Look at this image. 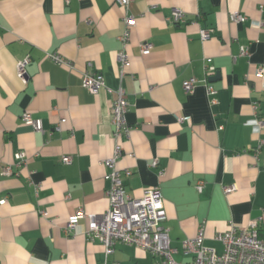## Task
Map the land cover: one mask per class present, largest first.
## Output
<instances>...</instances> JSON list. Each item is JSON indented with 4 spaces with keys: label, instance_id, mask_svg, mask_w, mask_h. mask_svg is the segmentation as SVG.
Listing matches in <instances>:
<instances>
[{
    "label": "crops",
    "instance_id": "crops-1",
    "mask_svg": "<svg viewBox=\"0 0 264 264\" xmlns=\"http://www.w3.org/2000/svg\"><path fill=\"white\" fill-rule=\"evenodd\" d=\"M173 9L184 11L187 22L168 21ZM232 12L246 21L231 22ZM128 13L135 25L124 45L123 8L116 0H0V264L103 262V245L84 235L88 218L65 230L79 208L97 215L108 208L101 162L114 147L115 94H91L83 87L80 73L88 62L108 88L124 90L130 130L117 168L131 171L122 178L132 197L159 187L176 261H191L182 242L199 228L204 244L221 253L215 234L230 223L264 224V128L258 132L247 124L264 120V73H256L264 65V0H131ZM200 29H211L212 37L201 40ZM142 42L151 44L145 54ZM241 46L249 56H239ZM121 50L128 61L119 77ZM26 56L21 79L17 62ZM206 58L215 68L208 76L214 103L203 82ZM190 78L198 82L187 93L183 82ZM23 112L41 119L43 130L21 122ZM61 118L67 122L57 131ZM18 152L25 163L15 159ZM63 155L71 163L63 164ZM6 167L11 175L1 174ZM223 186L235 189L225 193ZM159 261L119 242L109 256L110 264Z\"/></svg>",
    "mask_w": 264,
    "mask_h": 264
},
{
    "label": "built area",
    "instance_id": "built-area-1",
    "mask_svg": "<svg viewBox=\"0 0 264 264\" xmlns=\"http://www.w3.org/2000/svg\"><path fill=\"white\" fill-rule=\"evenodd\" d=\"M117 4L123 8L122 19L125 24L124 33L119 39L125 45L128 38V28L135 25V19L128 13V6L131 0H116ZM246 16L240 12L229 14V20L234 23H244ZM168 21L176 25L187 22V14L180 9H173L167 18ZM260 26L263 28L264 23ZM213 35L211 29H200L199 38L203 41L208 40ZM151 44L142 42L140 50L142 54L149 51ZM239 56H249L247 46H241ZM48 57L59 65L69 70H74V64L56 54H48ZM30 57L26 56L17 62L16 74L23 79L25 76V67L29 63ZM116 61L119 63L117 75L121 77L123 67L127 64L128 57L124 50L116 53ZM88 62L85 69L81 71L80 77L83 87L91 94H96L99 90L104 89L107 92L115 94L111 104V123L113 125L114 147L111 156L102 160L107 172L104 179L109 181V188L105 191L108 199L107 210L100 215L86 214L83 209L79 208L69 218L65 225V230L71 232L75 229L77 222L81 218H88V225L84 235L90 241H98L104 247V259L102 264H110L109 256L113 253L114 244L124 243L137 246L148 251L153 256L159 257L157 264H264V224L260 220H250L246 226H236L232 223L224 231L217 232L215 239L221 243L222 252L217 253L215 249L207 247L204 244V232L202 228L198 229L193 238L182 242V251L185 255L191 256L190 262H178L174 259L176 250L170 244L169 230L164 225L166 221V212L163 206V199L158 186L147 188L139 198L132 197L126 191L122 176H130V170L117 168V162L121 156V144L124 137L128 136L130 127L126 121V112L128 102L125 98L124 90L120 87L112 90L105 85L103 76L91 68ZM215 71L211 58L204 60V86L210 103L215 102L214 95L216 90L208 81V76ZM256 73H264V65L256 68ZM198 82L195 78H190L183 82L185 92H192ZM253 110L257 111V103L252 104ZM186 118L180 117L179 122ZM21 122L32 126L35 131L43 130L41 119L32 117L29 112H23ZM66 119L61 118L54 127L59 131L62 125L66 124ZM255 130L260 132L264 128V120L257 117L247 122ZM263 142H261L262 144ZM15 159L21 164L25 163V156L22 152L15 154ZM72 161L70 155L61 156L63 164H69ZM151 166L156 167L157 161L153 160ZM2 175H11L10 167L1 171ZM203 182L197 183V189L201 190ZM235 189L234 186H223V191L229 193ZM6 201L5 199L2 202ZM117 264V263H113Z\"/></svg>",
    "mask_w": 264,
    "mask_h": 264
}]
</instances>
